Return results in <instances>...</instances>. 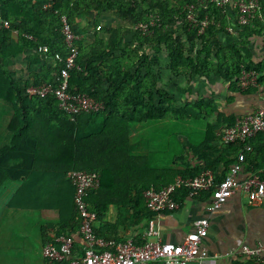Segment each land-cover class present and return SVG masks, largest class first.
<instances>
[{"label": "crops", "instance_id": "obj_1", "mask_svg": "<svg viewBox=\"0 0 264 264\" xmlns=\"http://www.w3.org/2000/svg\"><path fill=\"white\" fill-rule=\"evenodd\" d=\"M259 1V23L254 21L248 37L229 30L247 51L248 61L263 67L258 79L264 75V0ZM62 2L63 6L69 2L78 11L77 36L88 53L84 61L103 58L94 52L109 35L98 31L121 24L111 13L114 1ZM233 25L230 20L229 29ZM139 53L144 60L119 69L129 75L117 83V94L107 98L109 109L80 114L74 124L61 112L57 114L49 101L0 99V155L6 152L7 156L0 159V264H46L44 246L58 234L77 231L75 187L67 174L86 169L100 175L92 199L99 206L107 205L103 220L97 223L106 237L136 243L147 239L182 243L197 220L208 218L204 244L213 264H264L240 254L242 245H264V202L252 206L243 190H237L214 214L207 210L211 191L184 197L183 190L178 191L180 207L158 216V235L154 238L145 236L147 221L132 223L134 206L140 200L145 207L143 194L149 188L166 187L189 170L207 166L213 167L209 169L216 181L227 176L238 152L237 146L222 143V130L264 107V78L254 92L247 93L215 74L188 81L171 72L165 49L155 51L143 46ZM28 56L30 53L14 57L9 71L17 81L29 83L30 90L42 65L29 64ZM113 58H127L121 64L137 59L121 51L114 52ZM212 59L214 65L221 62L215 53ZM94 73L100 74H86L89 81L82 83L100 82V95L113 89V83L102 75L108 73L107 68ZM150 103L156 105L152 116L144 111ZM137 106L145 109L137 112ZM166 106L169 111L164 113ZM6 168L25 174L21 179H9ZM258 172L263 174V168ZM250 174L243 169L239 178ZM83 244L77 237L76 249L81 251Z\"/></svg>", "mask_w": 264, "mask_h": 264}, {"label": "trees", "instance_id": "obj_2", "mask_svg": "<svg viewBox=\"0 0 264 264\" xmlns=\"http://www.w3.org/2000/svg\"><path fill=\"white\" fill-rule=\"evenodd\" d=\"M98 1L108 2V0ZM113 1L114 4L112 5L111 3V13L121 20V24L109 28L101 27L98 31L101 34L109 35L108 40L102 45L96 46L97 49L94 52L95 54H101L103 58L99 60L89 57L88 61L90 63L84 61L85 58H88L87 49L77 40L76 45L79 55L76 60V67L70 70L69 91L72 93H86L96 100L104 102V110L110 107L107 98H110L114 93L117 94L115 89L117 88V83L121 84L120 79L127 78L129 75L119 69L134 66L137 62L139 63L144 60L145 57L139 53L143 49V46L155 51L165 49L169 58L170 71L177 75L185 76L188 81H192L196 77H209L215 74L230 81L233 85L237 84L242 89L239 79L243 70L254 71L258 75L263 73L261 64L254 65L251 61H248L247 51H245L243 46L238 44L232 32L229 31V22L231 20L234 24L233 30L237 32L238 36L248 37L254 21H259V19H256L258 14L249 24L240 25L237 10L230 11L228 8L218 7L211 2L208 3L206 0ZM204 1L207 2L208 7L202 4ZM49 2L52 3V6L46 8L45 4ZM192 4L197 6L199 19L208 16L211 21L203 34H198V27H193L187 20L188 7ZM0 13L4 19L10 22L9 28L0 27V99L12 101L14 99L23 100L32 98L49 101L50 104L57 108V114L58 111L59 113L61 112L74 124L79 115L75 116L73 120L65 115L59 109L58 100L53 95L46 98H41L35 94L32 95L28 92L30 84L21 83L14 79V75L9 71V67L12 65L14 57L19 54L30 53V56L27 58L28 63L42 65L41 71L34 75L35 87L44 84H54L60 71L66 67V58L70 52L65 46L60 17L61 14H67L73 24L74 32L78 35V29L75 27V18L78 15V11L74 6L70 7L69 2L63 6L62 0H0ZM151 20H155L157 23L152 34H143L135 28L141 23ZM128 37H131V39L128 40ZM223 37L225 38L224 42L222 40ZM197 45H199L198 50H196ZM44 47L48 48L47 52L43 50ZM117 51L127 53L131 58L137 59H128L126 64H121L119 62L127 58H113V53ZM214 53L216 58L221 61L219 65H214L212 59ZM223 59H226V63H223ZM100 63L101 65H99ZM226 66L228 70H224ZM101 67L108 69V73H103L102 75L107 77L113 83L112 85H114L113 89L105 92L104 95L98 93L101 91V89H98L100 82H92L88 85L82 83V81H89L86 74H100L94 72L98 71ZM263 78L264 75L258 79V84L262 83ZM242 90L252 93L256 89L249 88ZM137 91L140 92L139 89ZM149 97L151 96L149 95ZM147 107L145 109V106H137L136 109L137 112L145 109L144 111H147L148 115H155L156 105L150 103ZM167 111L169 110L166 106L163 108V112L166 113ZM160 112L161 108L159 109ZM252 141V150L250 151H246L242 142L225 145L237 146L235 151L238 152V155L234 162L237 161L239 154L243 152L245 156L243 169H247L251 174L260 171L262 168L264 170V131L259 132ZM5 153L2 156L0 155V159L7 157ZM209 168L213 167H201L192 172L189 170L187 174L193 177V175H198L205 170H210ZM6 170L8 178L13 180L21 179L22 175L25 174V171L16 172V170L13 171L11 168H6ZM187 174L182 176H188ZM219 181L221 180L216 182ZM161 188L155 189L159 190ZM182 192V197L188 195L186 190ZM92 195L93 191H90L88 202L90 209L97 213L99 222L103 220L107 205L100 204L99 206V204H95ZM141 204V201L138 200V206H134L133 224L140 221H148L154 216L148 210L146 204H144L145 207L141 206ZM76 212L78 216L77 226L79 228L80 219L77 208ZM96 230L97 234L103 237L104 234L98 226H96ZM104 238L113 239L105 235Z\"/></svg>", "mask_w": 264, "mask_h": 264}, {"label": "built area", "instance_id": "obj_3", "mask_svg": "<svg viewBox=\"0 0 264 264\" xmlns=\"http://www.w3.org/2000/svg\"><path fill=\"white\" fill-rule=\"evenodd\" d=\"M206 1L221 8L232 7L237 10L240 25L249 24L260 10L259 0ZM207 2L204 1L202 4L208 7ZM51 6V2L45 4L46 8ZM60 20L65 46L70 51L66 58V67L60 71L54 84L33 87L29 92L41 98L55 96L59 109L71 119L84 113H99L105 108L104 102L86 93L69 91L70 70L76 67L79 55L76 45L78 36L67 14H61ZM187 20L193 27H198V34H203L211 23L208 16L199 19L197 6L194 4L188 7ZM156 26V21L151 20L135 28L147 35L152 34ZM0 27H10V22L4 19L1 13ZM229 30L232 31L233 28ZM43 50L47 52L48 48L44 47ZM258 78V73L243 70L239 83L242 89L254 88L258 85ZM263 131L264 107L238 118L233 125L226 126L222 130V143L228 145L242 142L246 151H250L253 138ZM244 160L245 156L241 152L237 161L230 167L227 176L219 182H216L212 171L205 170L193 177L179 176L173 183L159 190L155 188L145 190L143 195L146 207L154 214L147 221L145 236L147 238L156 237L158 216L164 211L180 207L176 199V194L180 190H186L189 196L198 195L203 191H212L207 207L210 214L218 212L237 190H243L248 194L252 206H260L264 202V176L260 172H255L240 180L239 174L243 170ZM67 176L75 187L74 201L80 219L79 228L76 232L58 234L53 241L44 246L43 254L46 264H148L154 261H159L161 264H213L212 256L204 244V239L209 233L208 218L197 220L195 229L187 234L182 243L164 242L160 239H147L143 243H136L132 239L125 241L106 239L97 234V213L90 209L88 202L90 191L100 185V175L95 171L71 170ZM77 237H81L84 242L81 251L76 249ZM240 254L244 259L264 263V245L262 244L242 245Z\"/></svg>", "mask_w": 264, "mask_h": 264}]
</instances>
